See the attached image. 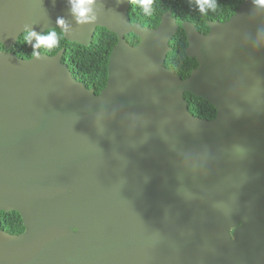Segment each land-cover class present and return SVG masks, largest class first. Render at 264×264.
Instances as JSON below:
<instances>
[{
  "label": "water",
  "instance_id": "95a60500",
  "mask_svg": "<svg viewBox=\"0 0 264 264\" xmlns=\"http://www.w3.org/2000/svg\"><path fill=\"white\" fill-rule=\"evenodd\" d=\"M130 1L94 0L80 23L70 0H0V210L26 227L0 225V264H264V6L245 0L207 33L184 20L198 66L183 78L165 64L173 11L151 28ZM99 26L119 38L99 93L64 49L10 51L53 28L89 46Z\"/></svg>",
  "mask_w": 264,
  "mask_h": 264
},
{
  "label": "trees",
  "instance_id": "16d2710c",
  "mask_svg": "<svg viewBox=\"0 0 264 264\" xmlns=\"http://www.w3.org/2000/svg\"><path fill=\"white\" fill-rule=\"evenodd\" d=\"M245 0H214V8H205L201 12L198 0H153L152 17L145 16L143 10L138 4L130 1L128 11L129 19L134 22H140L144 26L155 28L159 25L163 14L171 9L173 15L177 18L179 28L172 38L170 44L172 50L168 53L165 64L173 68L181 77H188L192 70L198 66L197 58L190 57L187 53L188 39L182 26L184 20L193 22L201 32H208V20H228L238 9L239 5ZM63 32L60 28L48 29L42 35L46 36L51 31ZM21 34L17 43L11 47L17 56L22 58L33 57V52H42L47 54H56L64 49L62 60L71 69L74 77L84 82L87 87L94 88L97 93L107 84L108 62L114 46L118 43V35L106 27H97L93 40L89 46L78 42L69 41L63 33V38L59 46L50 50L43 51L34 49L23 39ZM126 39L133 45L140 42V37L134 32L126 35ZM3 43H0V49H4ZM188 105L196 116L206 119H212L217 114L216 107L207 99L196 96L190 92L185 93ZM0 222L2 227L11 233H21L25 230L23 219L18 211H0Z\"/></svg>",
  "mask_w": 264,
  "mask_h": 264
},
{
  "label": "clouds",
  "instance_id": "9594fccd",
  "mask_svg": "<svg viewBox=\"0 0 264 264\" xmlns=\"http://www.w3.org/2000/svg\"><path fill=\"white\" fill-rule=\"evenodd\" d=\"M72 6V12L77 17L78 22L85 23L90 19H95L94 16H90L89 14L92 12V5L94 0H70ZM133 4H138L139 7L143 10L145 16L152 17V6L153 0H132ZM261 6H264V0H256ZM198 4L201 12L205 10V8H214L215 3L214 0H198ZM58 24L63 27L65 25V21L63 19L58 20ZM35 38L36 43L33 44L34 49H40L43 51H50L59 46L60 40L63 38V32L58 34L57 31H51L48 35H37L33 31H25L24 32V41L32 44L33 39ZM38 53L36 51L33 52V56H37Z\"/></svg>",
  "mask_w": 264,
  "mask_h": 264
},
{
  "label": "flooded vegetation",
  "instance_id": "af4514ba",
  "mask_svg": "<svg viewBox=\"0 0 264 264\" xmlns=\"http://www.w3.org/2000/svg\"><path fill=\"white\" fill-rule=\"evenodd\" d=\"M131 21V20H130ZM132 22V21H131ZM208 23V22H207ZM179 24V23H178ZM209 26V25H208ZM209 30H210V27H209ZM201 32V31H200ZM203 33H207V32H203ZM0 50H5V48L4 49H0ZM11 51V50H10ZM0 211H5V210H0ZM11 211H13V210H11ZM15 211H17V210H15ZM5 212H10V211H5ZM19 212V211H18ZM20 213V212H19ZM21 215V214H20ZM21 217H22V215H21ZM23 219V218H22ZM0 225L2 226V224H1V222H0ZM23 225H24V222H23ZM24 227H25V225H24ZM3 228V227H2ZM3 229H5V228H3ZM5 230H7V229H5ZM25 230H26V227H25ZM24 230V231H25ZM74 230H76V228L74 229ZM8 231V230H7ZM23 231V232H24ZM9 232V231H8ZM23 232H21V233H23ZM11 233V232H10ZM13 234H20V233H13Z\"/></svg>",
  "mask_w": 264,
  "mask_h": 264
}]
</instances>
